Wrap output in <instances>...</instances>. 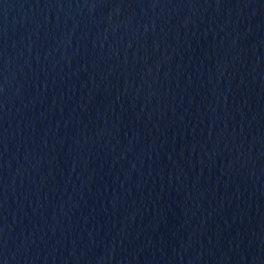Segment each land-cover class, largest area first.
<instances>
[{
    "label": "water",
    "instance_id": "95a60500",
    "mask_svg": "<svg viewBox=\"0 0 264 264\" xmlns=\"http://www.w3.org/2000/svg\"><path fill=\"white\" fill-rule=\"evenodd\" d=\"M0 264H264V0H0Z\"/></svg>",
    "mask_w": 264,
    "mask_h": 264
}]
</instances>
